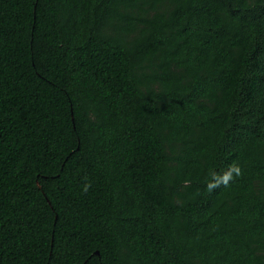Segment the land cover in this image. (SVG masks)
<instances>
[{"label": "trees", "instance_id": "obj_1", "mask_svg": "<svg viewBox=\"0 0 264 264\" xmlns=\"http://www.w3.org/2000/svg\"><path fill=\"white\" fill-rule=\"evenodd\" d=\"M0 264H264V0H0Z\"/></svg>", "mask_w": 264, "mask_h": 264}, {"label": "clouds", "instance_id": "obj_2", "mask_svg": "<svg viewBox=\"0 0 264 264\" xmlns=\"http://www.w3.org/2000/svg\"><path fill=\"white\" fill-rule=\"evenodd\" d=\"M236 173H237V175L239 174V169L238 168L236 169Z\"/></svg>", "mask_w": 264, "mask_h": 264}]
</instances>
